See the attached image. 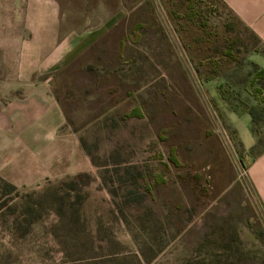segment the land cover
<instances>
[{
	"label": "rangeland",
	"instance_id": "obj_1",
	"mask_svg": "<svg viewBox=\"0 0 264 264\" xmlns=\"http://www.w3.org/2000/svg\"><path fill=\"white\" fill-rule=\"evenodd\" d=\"M56 1L63 30L113 19L41 77L0 37V264H264V219L155 1ZM159 2L202 70L199 35L239 47L242 63L204 91L231 95L236 111L220 102L216 114L264 204L259 44L219 0ZM245 108L260 118L250 146Z\"/></svg>",
	"mask_w": 264,
	"mask_h": 264
},
{
	"label": "crops",
	"instance_id": "obj_2",
	"mask_svg": "<svg viewBox=\"0 0 264 264\" xmlns=\"http://www.w3.org/2000/svg\"><path fill=\"white\" fill-rule=\"evenodd\" d=\"M219 1L256 36L260 48L253 52L251 60L264 70V0ZM91 19L81 28L63 30L56 0H0V37L15 38L17 47L12 51L27 54L29 65L26 67L30 69L31 75L38 77L43 76L44 70L67 64L88 48L110 27L113 18L107 15L95 22ZM30 99L42 101L44 112H56L55 104L50 103L39 91L34 92ZM247 115L241 118L239 131L250 146L255 143V136L251 132L252 120H248ZM261 161L263 166L264 156ZM255 192L264 207L256 189Z\"/></svg>",
	"mask_w": 264,
	"mask_h": 264
},
{
	"label": "trees",
	"instance_id": "obj_3",
	"mask_svg": "<svg viewBox=\"0 0 264 264\" xmlns=\"http://www.w3.org/2000/svg\"><path fill=\"white\" fill-rule=\"evenodd\" d=\"M186 13L190 17V20H192L194 23L198 22V24L200 23V25H203V27H206L205 26L206 25L205 22L201 23V22L198 21L199 18H197V14L195 12H193L191 7H190L189 11H187ZM168 20H170V19H168ZM237 22H239V21L237 20ZM136 27L137 28L141 27V24H137ZM171 27L173 28L177 38L179 39V42L181 43L185 53L187 54V57H188L191 65H192V67H193V69H194L199 81L201 82V84L203 86V89L205 87V83L206 82H211L212 80L222 76L223 70H224V65L226 63L236 62L238 65H240L242 63V58L239 57V54L241 53V51H240L239 47L237 46L236 42L233 39L226 38L224 36L222 38H220L219 35L214 36V38H209L210 33H209V35L207 33H204L203 36L199 35L198 38H197L199 43L200 44L203 43V45L205 46V48H203L202 50L199 49V52L197 53V55H200V57H201V59H200V63L201 64L200 65L204 64L207 67L206 69L202 70L199 65L197 66L196 64H194L193 57L190 56V52L188 51L189 47L186 44V41L184 40L182 35L179 34L178 29L176 28V26H174L171 23ZM169 33H170V31H169ZM249 33L251 34L252 38L258 43V40H257L256 36L253 33H251V32H249ZM173 41H174V39H173ZM244 52H246V50ZM203 61H205V62H203ZM251 64L256 69L257 78L264 79V70L260 69L258 67V65L255 64L253 61L251 62ZM217 88H218V86H217ZM217 88L214 87L213 90H216ZM205 93L208 94L207 97H208L209 102L211 103L213 109L215 110V112H216L217 105L220 102L224 106L229 108L231 111H236V108H235V106L233 104V99H232L231 95L228 96V95H225V94L221 93L219 90L218 91L216 90L215 91L216 95L212 96V95H210V93H209L207 88L205 90ZM236 99H238V98H236ZM243 111L245 113L251 115L252 122L254 124H257V122L260 120L259 116H257L258 113H256V109L255 108H248V109L245 108ZM133 114L139 115L138 108H136L133 111ZM263 115H264V111H263ZM238 158H239L241 164L243 165V167H245L243 156L239 155ZM169 160L173 164H175L176 166H180L181 165L179 160H178V158H177V156H176V154H175V150L174 149L170 153Z\"/></svg>",
	"mask_w": 264,
	"mask_h": 264
},
{
	"label": "water",
	"instance_id": "obj_4",
	"mask_svg": "<svg viewBox=\"0 0 264 264\" xmlns=\"http://www.w3.org/2000/svg\"><path fill=\"white\" fill-rule=\"evenodd\" d=\"M154 1H155V4H156V6H157V8H158V10H159L164 22H165L168 30L170 31V34H171L172 38L174 39V42H175V44H176V46H177V48H178V50L180 52L181 57L183 58V60H184V62L186 64L189 72L191 73V76L193 77V79H194V81H195V83H196V85H197V87H198V89H199V91H200L205 103H206V106H207V108H208L213 120L215 121L217 127L219 128V130H220V132H221V134H222V136L224 138V141H225V143H226V145L228 147L229 152L231 153L235 163L237 164V166H238V168H239V170L241 172L242 178L244 179L251 196L253 197V199H254V201H255V203H256V205H257V207H258V209H259V211H260V213H261V215H262V217L264 219V207H263L259 197L257 196V194L255 192V189H254V187H253V185H252V183H251V181H250V179H249V177H248L243 165L241 164V162H240V160H239V158H238V156H237V154H236V152H235V150H234V148H233V146H232V144H231V142H230V140H229V138H228V136H227V134H226V132H225V130H224V128H223V126H222L217 114H216V112H215V110L213 109L211 103L209 102L207 94L205 93L201 82L199 81V79H198V77H197V75H196V73H195V71H194V69H193V67H192V65H191V63H190V61H189V59H188V57H187L182 45H181V43L179 42V39L177 38L173 28L171 27V24H170L165 12H164L159 0H154Z\"/></svg>",
	"mask_w": 264,
	"mask_h": 264
}]
</instances>
